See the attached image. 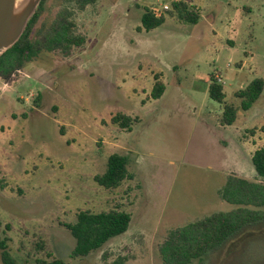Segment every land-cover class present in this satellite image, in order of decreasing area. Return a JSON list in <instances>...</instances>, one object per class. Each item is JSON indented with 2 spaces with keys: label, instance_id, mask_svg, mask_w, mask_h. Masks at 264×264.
I'll return each instance as SVG.
<instances>
[{
  "label": "rangeland",
  "instance_id": "374dc122",
  "mask_svg": "<svg viewBox=\"0 0 264 264\" xmlns=\"http://www.w3.org/2000/svg\"><path fill=\"white\" fill-rule=\"evenodd\" d=\"M172 1L97 0L83 10L44 1L34 31L68 6L85 41L67 55L41 52L10 85L0 79V234L18 264H161L168 231L234 207L217 194L228 173L257 180L264 89L223 127L207 85L214 76L238 105L236 90L264 80V0H183L199 11L195 24L166 14ZM151 8L165 20L145 31ZM156 75L164 92L152 99ZM118 113L130 130L111 122ZM114 152L127 154L131 177L107 189L93 177ZM112 208L130 214L128 229L71 258L66 224L80 210ZM233 236L204 264H264V219Z\"/></svg>",
  "mask_w": 264,
  "mask_h": 264
},
{
  "label": "trees",
  "instance_id": "16d2710c",
  "mask_svg": "<svg viewBox=\"0 0 264 264\" xmlns=\"http://www.w3.org/2000/svg\"><path fill=\"white\" fill-rule=\"evenodd\" d=\"M41 0L32 17L28 20L18 39L0 54V79L11 84L17 73L34 61L41 52L59 51L67 55L73 46L84 43L85 37L74 31L72 10L68 6L61 8L47 27L34 31L39 18ZM78 10H83L97 0H62ZM169 16H175L184 23L198 22L199 11L183 0H174L169 8H164ZM165 18L155 10L145 9L140 17V27L149 31L160 26ZM264 89L261 77L252 79L243 88L236 90L238 105L225 101V92L221 83L210 75L207 93L213 101L222 105L219 117L220 125H231L237 119L238 111H247L260 97ZM164 92V83L156 75L150 91V97L157 99ZM38 100V99H37ZM36 100V103H38ZM111 122L130 130L132 119L118 113L111 117ZM251 162L257 180L228 173L224 184L217 190L218 196L234 207L228 211L213 212L205 217L177 226L168 231L167 236L158 247L161 264H204L205 257L212 249H216L245 224L264 219V147L257 148L251 155ZM127 154L111 153L106 160L105 170L94 175L96 183L104 188H116L125 179L131 177L128 170ZM3 180L0 176V187ZM130 214L112 208L105 211L91 212L80 210L73 223H67L74 246L69 255L71 258L87 256L97 250L109 239L124 233L129 226ZM232 236V237H231ZM231 237V238H230ZM0 261L2 264H18L10 253L7 238L0 234ZM122 261V260H121ZM116 262V264H122ZM31 264H66L60 258H36Z\"/></svg>",
  "mask_w": 264,
  "mask_h": 264
},
{
  "label": "water",
  "instance_id": "95a60500",
  "mask_svg": "<svg viewBox=\"0 0 264 264\" xmlns=\"http://www.w3.org/2000/svg\"><path fill=\"white\" fill-rule=\"evenodd\" d=\"M41 0H0V54L21 35Z\"/></svg>",
  "mask_w": 264,
  "mask_h": 264
},
{
  "label": "crops",
  "instance_id": "0c3cea01",
  "mask_svg": "<svg viewBox=\"0 0 264 264\" xmlns=\"http://www.w3.org/2000/svg\"><path fill=\"white\" fill-rule=\"evenodd\" d=\"M4 85H8V84H5V83H4ZM9 85H10V84H9ZM236 120H237V119H236ZM236 120H235V121H236ZM231 125H232V124H231ZM221 126H223V127H224L225 125H221Z\"/></svg>",
  "mask_w": 264,
  "mask_h": 264
},
{
  "label": "built area",
  "instance_id": "2783aa9c",
  "mask_svg": "<svg viewBox=\"0 0 264 264\" xmlns=\"http://www.w3.org/2000/svg\"><path fill=\"white\" fill-rule=\"evenodd\" d=\"M164 8H167V6H164Z\"/></svg>",
  "mask_w": 264,
  "mask_h": 264
}]
</instances>
